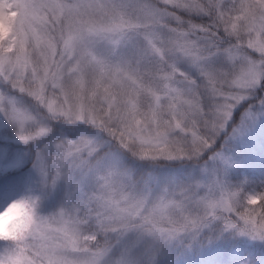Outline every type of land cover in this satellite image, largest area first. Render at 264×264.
<instances>
[{"label":"snow or ice","instance_id":"1","mask_svg":"<svg viewBox=\"0 0 264 264\" xmlns=\"http://www.w3.org/2000/svg\"><path fill=\"white\" fill-rule=\"evenodd\" d=\"M0 24V264H264V0Z\"/></svg>","mask_w":264,"mask_h":264},{"label":"clouds","instance_id":"2","mask_svg":"<svg viewBox=\"0 0 264 264\" xmlns=\"http://www.w3.org/2000/svg\"><path fill=\"white\" fill-rule=\"evenodd\" d=\"M6 29V24H0V30ZM20 209H13L4 216H0V231L7 228L8 224L20 214Z\"/></svg>","mask_w":264,"mask_h":264}]
</instances>
